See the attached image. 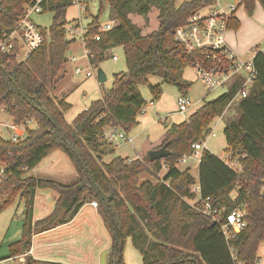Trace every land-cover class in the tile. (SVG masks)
Here are the masks:
<instances>
[{"label":"trees","instance_id":"16d2710c","mask_svg":"<svg viewBox=\"0 0 264 264\" xmlns=\"http://www.w3.org/2000/svg\"><path fill=\"white\" fill-rule=\"evenodd\" d=\"M99 1L101 9L105 2L115 24L101 30L99 14L86 24L84 47L88 62L97 66L113 47L121 45L127 69L115 74L111 88L71 122L64 116L71 104L65 97L56 99L51 92L64 76L66 52L73 42L66 36L64 17L73 0H42V11L54 13L52 22L48 31L42 29L40 46L25 59L17 58L15 48L0 51V106L15 122L29 118L35 121L23 140L0 142V151H11L15 161L12 175L0 183V212L17 198L25 205L21 238L10 245L9 255L31 246L34 228L56 220L55 224L67 223L83 205L95 200L111 239L107 264H125L122 248L126 237H131L141 252L142 264H259L257 252L264 241V53L254 46L255 81L247 95L238 100L239 116L223 128L226 151L237 157L239 169L231 168L207 149L202 151L196 178L189 167L175 166L194 142L211 132L213 119L231 106L238 81L221 95L205 101L182 122L167 128L156 147L166 144L170 152L167 156L151 161L145 155L128 162V158L114 155L115 147L104 139L105 129H132L146 104L139 87L147 84L153 99L160 95L161 85L149 83L152 75H160L163 83L177 85L185 93L190 83L183 72L203 55L185 51L174 32L192 11L213 0ZM28 2L0 0V29H12ZM257 3L264 8V0H242L248 15H252ZM149 6L156 8L158 23L155 30L143 35L130 15L146 12ZM239 27L232 12L228 29ZM57 148L64 151L76 169L72 181L64 183L29 174ZM106 155L113 156L105 161ZM21 165L25 170H20ZM162 169L165 172L158 177ZM144 173L156 181H141ZM194 185L199 187L197 198ZM42 188L54 190L57 197L48 215L32 221L34 195ZM206 197L227 211L242 208L246 227L226 241L218 224L200 210L201 200ZM26 264L64 263L29 256Z\"/></svg>","mask_w":264,"mask_h":264},{"label":"rangeland","instance_id":"374dc122","mask_svg":"<svg viewBox=\"0 0 264 264\" xmlns=\"http://www.w3.org/2000/svg\"><path fill=\"white\" fill-rule=\"evenodd\" d=\"M82 4L86 9H81ZM53 14L50 10L42 11L41 13L33 15V20L40 27L48 31ZM98 14L101 25L111 21L109 8L105 6L101 9L99 0H76V2L67 7L64 17L67 24H70L77 18L81 19L82 24H87L90 22L91 17L97 16ZM156 14V8L149 6L146 12L132 13L130 18L139 25L142 34L146 35L157 27ZM235 15L239 16L242 20L241 27L238 31L239 35H236L239 40V45L244 46L249 42L250 44L254 43V45L251 44L252 46L249 44V51L243 58L246 59L251 56L252 50L256 45L264 53V8L256 5L252 15H248L243 6H240L235 10ZM237 30L231 29L230 32L234 33ZM66 36L70 39L69 34H66ZM143 45H146L145 41ZM24 51L25 46L23 45L18 53L19 60H23ZM73 54L76 55L77 60L75 62H66L64 76L51 92L52 96L56 99L65 97L66 101L71 104L69 110L64 113L68 122H71L91 101L99 99L103 91L111 88L115 74L126 71L127 69L124 50L121 45L113 47L97 66L89 64L86 49L79 39L73 41L67 49V58ZM112 55L116 56L117 59H112ZM75 64L81 67L89 66L92 75L84 77L83 75L76 74L74 72ZM100 72L105 76L103 82H98L97 80ZM183 77L190 83L189 88L184 94L193 102V105L184 113L178 112L177 99L182 94L180 89L177 85L163 83L160 75H152L149 77L150 84L161 85V92L157 99H153L147 84L139 87L146 104L144 111L142 109L137 115V123L129 131V134L133 137V142L115 147L114 155L129 157H138V155L142 157L147 155L152 145L157 147L160 144L167 128L173 124L182 122L205 101L212 100L228 90L227 85L209 90L198 78L192 66L185 68ZM238 100V98H234L231 106L220 117L214 118L211 122L210 129L216 135L212 137L205 134L206 137L204 136L203 138L208 151L217 155L228 164H233L234 168L237 165L234 164L233 160L231 162L228 158L223 128L229 121L239 116ZM0 121L10 124L11 117L9 113L0 112ZM4 135H9L7 130H4ZM109 158L110 156L106 155L104 160L107 161ZM196 166V161L192 159L179 164L180 169H184L185 167L191 168L193 174H197ZM164 172L165 169H162L158 177H161ZM29 174L41 178H52L66 183L74 179L76 169L64 151L57 148L46 155L35 166L33 172L30 171ZM140 179L141 181L146 179L153 182L156 181L152 176L145 173L140 175ZM37 190L38 193L44 194V203L45 205L47 203L50 204L51 210L53 208V201L57 197L56 192L50 188ZM190 202L193 203V201ZM238 209L243 210L242 208ZM44 212L47 213L48 211ZM24 214V201L19 198L0 212V258L8 256L10 245L21 238ZM41 217L42 214L36 210L32 215V221ZM86 219H90V225ZM55 223H57V220L50 225L33 229L31 245L34 247V256L37 259L57 261L64 264H100L101 248L109 242L110 237L96 207L89 205L82 208L76 221L71 225L64 227L58 226L56 228ZM58 240H61V242H56ZM257 255L260 259V264H264V242L259 245ZM122 260L125 264H142V254L133 244L131 237L124 239Z\"/></svg>","mask_w":264,"mask_h":264},{"label":"built area","instance_id":"2783aa9c","mask_svg":"<svg viewBox=\"0 0 264 264\" xmlns=\"http://www.w3.org/2000/svg\"><path fill=\"white\" fill-rule=\"evenodd\" d=\"M176 1L180 3L183 0ZM41 2L42 0H29L28 3L24 4L23 11L15 26L10 30L0 29L1 52H11L15 48L18 58V53L24 45L23 59H25L32 50L40 46L44 39L43 28L33 20V15L42 12ZM74 2L76 0H73ZM240 6H242V0H213L212 2L202 3L192 11L185 23L176 28L174 32L175 40L185 51L190 53L197 51L203 55L200 60H196L192 64V67L198 78L209 90L225 85L229 86L233 82L238 81L239 87L233 95V99L245 97L256 78V69L253 64L254 50H252L253 54L251 53V56L244 59L235 54L226 42V32L228 31L230 17L232 12H235ZM81 9H86V7L82 4ZM114 24L115 20L108 21V23L100 25V29H110ZM86 31V24H82L80 18L74 19L70 24L65 25V32L70 35V39H79L83 46L86 39ZM93 37L96 38L97 36ZM111 57L114 60L117 59L114 55ZM76 60V55H71L67 58V61L71 62H75ZM74 72L84 77L92 75L89 66L81 67L78 64H75ZM177 102L178 112L180 113H184L193 105V102L184 94L178 96ZM0 112L9 113L4 106H0ZM10 117V124L0 121V142L7 141L14 143L23 140L28 130L35 125V121L31 118L15 122L11 115ZM4 130H7L8 136L4 135ZM215 135L214 131L208 133V136L214 137ZM104 139L114 147L133 142V137L129 132L117 126H108L104 132ZM204 149H206L204 139L194 142L191 145V150L183 153L177 159L175 166L178 167L179 164L185 163L189 159L195 160L198 164ZM11 156V151H7V153L0 151V183L7 180L13 173L11 168L15 165V161H13L14 159ZM228 158L237 165L234 168L233 164H228L231 168H240L237 157L228 154ZM131 160L128 158V162ZM19 168L20 170H25L24 165H21ZM192 190L198 195L199 187L197 185H194ZM89 204L92 207L97 206L95 200ZM200 210L218 224L226 241L239 234L247 225L243 210L234 209L227 211L225 206L213 204L208 197L201 200ZM230 253L232 258L235 259V252L232 248H230ZM29 256L37 259L34 256V247L32 245L27 250L18 254L1 257L0 264H26ZM257 263L260 264L259 257Z\"/></svg>","mask_w":264,"mask_h":264},{"label":"crops","instance_id":"0c3cea01","mask_svg":"<svg viewBox=\"0 0 264 264\" xmlns=\"http://www.w3.org/2000/svg\"><path fill=\"white\" fill-rule=\"evenodd\" d=\"M256 5H259L258 3L256 4ZM236 17L238 18V20H239V22H240V27H241V24H242V20L239 18V16H237L236 15ZM245 17V16H244ZM239 27V28H240ZM239 28H238V30H237V32H234V33H232V32H230L231 31V29H228V31L226 32V42H227V44H228V46L234 51V53L235 54H237L238 56H240V57H242L243 58V56H245L247 53H248V51H249V47H250V45L252 44H250V42L249 43H246L244 46H241V45H239V40H238V37L236 36V35H239ZM230 32V33H229ZM263 39H264V36H263ZM73 41H75V40H73ZM252 42V41H251ZM250 44V45H249ZM252 45H254V43L252 44ZM251 45V46H252ZM74 55V54H73ZM162 140V139H161ZM152 144H153V142H151ZM156 147L154 146V145H152L151 147H150V149L152 150V149H155ZM108 156H110V158H109V160L112 158V156L113 155H108ZM121 156V155H120ZM141 155H138V157L136 156V157H129V156H122V157H126V158H129V159H135V158H139ZM109 160H107V161H109ZM196 165L198 166V164L196 163ZM197 166H196V170H197ZM179 167V166H178ZM186 168V167H185ZM179 169H180V167H179ZM33 170L34 169H32L31 171L33 172ZM190 173L196 178L197 177V174H193L192 172H191V168H190ZM146 180H149V179H146ZM44 194L43 193H38V190H36V192H35V195H34V200H33V214L35 213V211L37 210L39 213H41L42 214V217L41 218H43V217H45L46 215H48L51 211H52V209L50 210V204H48L47 203V205H45V203H44ZM55 201V200H54ZM53 201V202H54ZM53 202H51V203H53ZM90 204L89 203H86L85 205H83L82 207H81V209L78 211V213L74 216V218L71 220V221H69V222H67V223H64V224H56L55 226H56V228L59 226V227H64V226H67V225H71V224H73L75 221H76V219H77V217H78V215H79V213H80V211L82 210V208H84L85 206H89ZM53 206H54V203H53ZM48 209V210H47ZM44 211H48L47 213H45ZM38 219H40V218H38ZM37 220V219H36ZM86 221L87 222H89V225H90V219L88 220V219H86ZM88 225V226H89ZM33 236V235H32ZM110 237V236H109ZM56 242H61V240H58V241H56ZM65 242V241H64ZM46 243H48V242H46ZM110 243H111V239L109 240V242L106 244V245H104L102 248H101V250L102 251H104V250H107V249H109V247H110Z\"/></svg>","mask_w":264,"mask_h":264},{"label":"water","instance_id":"95a60500","mask_svg":"<svg viewBox=\"0 0 264 264\" xmlns=\"http://www.w3.org/2000/svg\"><path fill=\"white\" fill-rule=\"evenodd\" d=\"M104 5L106 6L105 2ZM98 82H103L105 80V76L102 72L98 74L97 77ZM169 150L166 148V144H163L162 146L149 150L147 156L149 160L159 159L167 156L169 154ZM110 249L104 250L101 253L100 258V264H107L108 263V255H109Z\"/></svg>","mask_w":264,"mask_h":264}]
</instances>
